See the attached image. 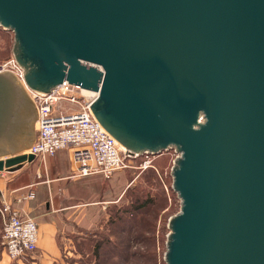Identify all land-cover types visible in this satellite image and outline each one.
Masks as SVG:
<instances>
[{
  "label": "water",
  "instance_id": "1",
  "mask_svg": "<svg viewBox=\"0 0 264 264\" xmlns=\"http://www.w3.org/2000/svg\"><path fill=\"white\" fill-rule=\"evenodd\" d=\"M0 26L30 89L67 80L127 150L178 154L166 264H264V0H0ZM38 118L0 73V172Z\"/></svg>",
  "mask_w": 264,
  "mask_h": 264
},
{
  "label": "rangeland",
  "instance_id": "2",
  "mask_svg": "<svg viewBox=\"0 0 264 264\" xmlns=\"http://www.w3.org/2000/svg\"><path fill=\"white\" fill-rule=\"evenodd\" d=\"M14 37L12 31L0 26V65L14 56ZM175 159L172 150L156 156L144 154L133 159L128 168L112 173L109 178L115 182L108 198L120 190L119 203L110 205L103 217H95L97 221L81 238H73L76 253L65 255V264H166L169 220L181 209V201L172 189ZM37 165L36 160L25 163L0 179L8 182L16 176L18 184L34 181ZM1 234L2 220L0 238ZM103 242L100 249H95Z\"/></svg>",
  "mask_w": 264,
  "mask_h": 264
},
{
  "label": "built area",
  "instance_id": "3",
  "mask_svg": "<svg viewBox=\"0 0 264 264\" xmlns=\"http://www.w3.org/2000/svg\"><path fill=\"white\" fill-rule=\"evenodd\" d=\"M3 72L14 74L24 85L38 112L36 138L32 148L26 150L35 159L45 161L61 150L71 149L80 176H111L116 171L128 168L133 159L141 156L122 148L106 131L91 110L94 102L90 101L92 95L85 98L79 86L64 80L47 93L32 90L25 82L24 68L14 56L0 65V73ZM71 105H76V108ZM177 155L175 153V157ZM33 198L35 194L30 192L28 195H19L16 200L21 203ZM0 216V244L7 257L18 262L27 258L36 261L39 241L37 222L33 218L24 217L18 209L6 202L0 204Z\"/></svg>",
  "mask_w": 264,
  "mask_h": 264
},
{
  "label": "crops",
  "instance_id": "4",
  "mask_svg": "<svg viewBox=\"0 0 264 264\" xmlns=\"http://www.w3.org/2000/svg\"><path fill=\"white\" fill-rule=\"evenodd\" d=\"M35 160L38 165L34 181L18 184L16 176L8 182L0 179V204L10 203L24 217L37 222L39 241L34 264H65L64 256L76 253L73 238L91 229L97 221L95 217H103L110 205L118 204L122 192L119 190L109 199L115 182L110 176H80L71 149L61 150L45 161ZM8 173L0 172V178H6ZM30 192L35 198L17 202L19 195ZM10 262L0 247V264Z\"/></svg>",
  "mask_w": 264,
  "mask_h": 264
},
{
  "label": "trees",
  "instance_id": "5",
  "mask_svg": "<svg viewBox=\"0 0 264 264\" xmlns=\"http://www.w3.org/2000/svg\"><path fill=\"white\" fill-rule=\"evenodd\" d=\"M152 168V167H151ZM140 208H143L142 206H140ZM0 221H1V217H0ZM2 235V234H1ZM0 241H1V238H0ZM107 243H112L110 240H108V242ZM1 245V244H0ZM102 245H104V242L102 243V244H96V246H95V249L97 248V249H100V247L102 246ZM114 246V245H113ZM114 249H117V247L116 246H114L113 247ZM3 249V248H2ZM95 249H94V251H95ZM4 251V250H3ZM96 252V251H95ZM119 254H120V251H119ZM112 257H116V256H111L110 258H112ZM12 263L13 264H19V263H22V264H33L34 263V261L31 259V258H27L26 260H23V261H20V262H18V261H12Z\"/></svg>",
  "mask_w": 264,
  "mask_h": 264
},
{
  "label": "bare ground",
  "instance_id": "6",
  "mask_svg": "<svg viewBox=\"0 0 264 264\" xmlns=\"http://www.w3.org/2000/svg\"><path fill=\"white\" fill-rule=\"evenodd\" d=\"M81 88V87H80ZM82 92V91H81ZM83 94V93H82ZM83 95H86V96H89V95H92V98H91V100L90 101H92V100H95V98L97 97V94H93V93H85V94H83ZM119 143V142H118ZM120 144V143H119ZM121 145V144H120ZM122 146V145H121ZM122 148H124L123 146H122ZM126 149V148H125ZM25 153L27 154L28 152H26L25 151Z\"/></svg>",
  "mask_w": 264,
  "mask_h": 264
}]
</instances>
